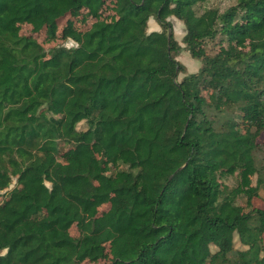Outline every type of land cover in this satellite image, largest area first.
<instances>
[{
  "label": "trees",
  "instance_id": "16d2710c",
  "mask_svg": "<svg viewBox=\"0 0 264 264\" xmlns=\"http://www.w3.org/2000/svg\"><path fill=\"white\" fill-rule=\"evenodd\" d=\"M207 2L0 0V264H264V0Z\"/></svg>",
  "mask_w": 264,
  "mask_h": 264
},
{
  "label": "rangeland",
  "instance_id": "374dc122",
  "mask_svg": "<svg viewBox=\"0 0 264 264\" xmlns=\"http://www.w3.org/2000/svg\"><path fill=\"white\" fill-rule=\"evenodd\" d=\"M233 4H234V0H208V2L205 4V7L218 8L221 11H223ZM203 9L204 8L198 9V11L203 10ZM169 20L173 25V31H174L175 39L180 44V46L182 47L181 52L177 56V60L180 61L186 67L185 73H181L178 76V81L181 82L186 75L197 72L201 67V63H200V61L191 57L190 53L185 48V44L182 42V39L185 36V32H186L184 24L174 17L170 18ZM65 22L66 21H63V24ZM148 29H149V32L160 31V27L154 18H151V20L149 22ZM23 32L24 33H30V28L29 27L25 28L23 30ZM40 38H41V40L44 39V35H42ZM72 45H73V42L71 40H68L66 42L58 40V41H55L51 44H46L45 47H46V49H50L54 46L71 47ZM209 47H210V45H209ZM211 48H212V45L209 48V50L212 53L213 50H211ZM261 139L264 140V134L262 135ZM226 181L228 184H233L234 177L229 178ZM15 183H16V181L13 182L9 191L15 187ZM3 193L4 192H2L1 194H3ZM255 204L261 208H264V204H263V202H261V200H255ZM73 232L75 233L76 231L74 230Z\"/></svg>",
  "mask_w": 264,
  "mask_h": 264
},
{
  "label": "water",
  "instance_id": "95a60500",
  "mask_svg": "<svg viewBox=\"0 0 264 264\" xmlns=\"http://www.w3.org/2000/svg\"><path fill=\"white\" fill-rule=\"evenodd\" d=\"M171 34H172V32L170 31L169 35H171Z\"/></svg>",
  "mask_w": 264,
  "mask_h": 264
}]
</instances>
